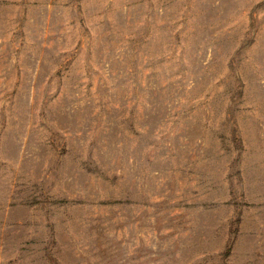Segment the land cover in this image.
<instances>
[{
	"label": "rangeland",
	"instance_id": "374dc122",
	"mask_svg": "<svg viewBox=\"0 0 264 264\" xmlns=\"http://www.w3.org/2000/svg\"><path fill=\"white\" fill-rule=\"evenodd\" d=\"M0 264H264V0H0Z\"/></svg>",
	"mask_w": 264,
	"mask_h": 264
}]
</instances>
